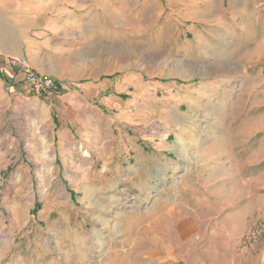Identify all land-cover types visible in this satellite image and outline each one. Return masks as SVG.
<instances>
[{"label":"rangeland","instance_id":"rangeland-1","mask_svg":"<svg viewBox=\"0 0 264 264\" xmlns=\"http://www.w3.org/2000/svg\"><path fill=\"white\" fill-rule=\"evenodd\" d=\"M79 4L0 91V264H264V0Z\"/></svg>","mask_w":264,"mask_h":264},{"label":"crops","instance_id":"crops-1","mask_svg":"<svg viewBox=\"0 0 264 264\" xmlns=\"http://www.w3.org/2000/svg\"><path fill=\"white\" fill-rule=\"evenodd\" d=\"M80 1L0 0V91L4 83L14 82L17 89L23 85L4 64V56L27 57L33 49L35 28L55 26V17L67 16L70 10L81 7Z\"/></svg>","mask_w":264,"mask_h":264},{"label":"built area","instance_id":"built-area-1","mask_svg":"<svg viewBox=\"0 0 264 264\" xmlns=\"http://www.w3.org/2000/svg\"><path fill=\"white\" fill-rule=\"evenodd\" d=\"M3 62L18 77L17 80L23 81L25 89L34 94L43 95L60 88V84L51 74L34 70L23 57L4 56Z\"/></svg>","mask_w":264,"mask_h":264},{"label":"bare ground","instance_id":"bare-ground-1","mask_svg":"<svg viewBox=\"0 0 264 264\" xmlns=\"http://www.w3.org/2000/svg\"><path fill=\"white\" fill-rule=\"evenodd\" d=\"M163 61H164V62H168V58H166V56H165V58H164Z\"/></svg>","mask_w":264,"mask_h":264}]
</instances>
